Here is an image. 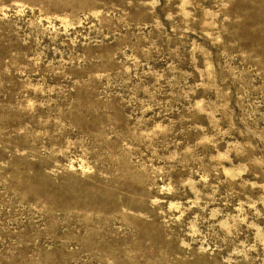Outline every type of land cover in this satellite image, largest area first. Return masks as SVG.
Returning a JSON list of instances; mask_svg holds the SVG:
<instances>
[{
    "label": "rangeland",
    "instance_id": "1",
    "mask_svg": "<svg viewBox=\"0 0 264 264\" xmlns=\"http://www.w3.org/2000/svg\"><path fill=\"white\" fill-rule=\"evenodd\" d=\"M0 264H264V0H0Z\"/></svg>",
    "mask_w": 264,
    "mask_h": 264
}]
</instances>
